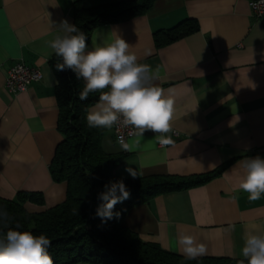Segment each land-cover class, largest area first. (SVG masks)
<instances>
[{"label": "crops", "instance_id": "crops-1", "mask_svg": "<svg viewBox=\"0 0 264 264\" xmlns=\"http://www.w3.org/2000/svg\"><path fill=\"white\" fill-rule=\"evenodd\" d=\"M74 1L0 0V196L16 199L19 191L42 192L43 205L25 203L31 212L53 207L67 195V183L55 182L49 168L63 138L49 41L62 20L73 24ZM116 1L85 0L84 5ZM186 19L197 22L198 29L156 45V31ZM117 34L130 44L138 63L151 68L153 83L166 93L173 90L175 114L173 131L167 134L171 145L158 143L159 134L146 131L143 137H131L127 143L132 150L123 151L114 128H104V151L125 153L115 174L132 178L125 171L132 167L139 177L190 176L228 164L204 184L130 208L123 225L143 241L181 256L177 239L184 232L206 245L201 257L244 259L246 231L255 226L264 232V194L252 202L239 189L241 162L264 158V18L255 16L249 0H156L144 14L96 27L88 47L111 42ZM16 62L38 67L42 78L11 93L6 75Z\"/></svg>", "mask_w": 264, "mask_h": 264}, {"label": "trees", "instance_id": "trees-1", "mask_svg": "<svg viewBox=\"0 0 264 264\" xmlns=\"http://www.w3.org/2000/svg\"><path fill=\"white\" fill-rule=\"evenodd\" d=\"M84 1L75 0L73 3V25L84 32L88 43L96 27L144 14L156 0H120L95 6H85ZM197 29V22L186 19L172 28L156 31V45L162 47ZM60 62L55 54L50 61L58 81L55 88L59 106L57 126L63 138L56 146L49 168L55 182L67 183L66 199L44 211L31 212L25 203L43 205L42 192L19 191L16 199L0 196V213L7 214L8 228H15L18 224L20 231L28 230L49 238L51 246L48 251L54 264H238L241 259H186L157 243L143 241L123 225L130 208L162 193L204 184L219 176L228 164L190 176L118 177L114 170L125 153L105 152L102 147L104 128H89L87 125L86 109L96 103L99 93H90L87 100H80L78 94L84 87L83 79L78 80L70 69L58 71L56 64ZM117 180L124 181L130 190V198L115 205L113 212L121 213L119 219L114 216L102 222L96 215L102 203L98 195L105 190V184ZM7 230L0 218V238Z\"/></svg>", "mask_w": 264, "mask_h": 264}, {"label": "clouds", "instance_id": "clouds-1", "mask_svg": "<svg viewBox=\"0 0 264 264\" xmlns=\"http://www.w3.org/2000/svg\"><path fill=\"white\" fill-rule=\"evenodd\" d=\"M49 47L62 62L56 64L58 71L70 69L78 80L83 79L84 87L79 92L80 100H87L90 93H99L98 100L86 109L89 128L131 127L130 136L143 137L146 131L156 135L157 142L171 145L173 140L167 135L173 131L175 99L172 89L167 93L156 86L155 75L148 65L138 63V57L130 51V44L120 35L111 42H93L88 47L84 32L67 20L59 24V31L49 41ZM107 89V90H106ZM117 142L123 151L132 147L118 134ZM140 140L135 141L139 147ZM240 167L243 176L239 189L248 193L249 201H258L264 194V158L259 155L244 159ZM125 171L133 178L139 177L132 167ZM98 198L102 203L96 215L102 222L120 218V212H113L117 203L130 198V190L123 180L105 184ZM8 230L0 238V264H54L48 249L51 240L45 235H34L31 231L8 228L7 214L0 213ZM186 259H196L207 254V247L192 234L181 232L177 239ZM238 264H264V232L251 228L243 237V246Z\"/></svg>", "mask_w": 264, "mask_h": 264}, {"label": "built area", "instance_id": "built-area-1", "mask_svg": "<svg viewBox=\"0 0 264 264\" xmlns=\"http://www.w3.org/2000/svg\"><path fill=\"white\" fill-rule=\"evenodd\" d=\"M249 4L255 16L264 18V0H249ZM41 78L42 72L38 67L27 65L24 62H16L7 70L6 88L11 93L22 92L27 90L33 82ZM113 128L116 140L118 134L124 137L126 143L133 137L129 135L130 132L134 131L131 127L114 126Z\"/></svg>", "mask_w": 264, "mask_h": 264}]
</instances>
